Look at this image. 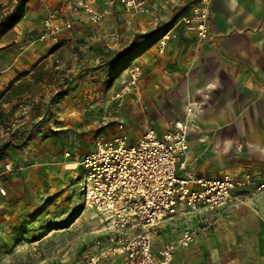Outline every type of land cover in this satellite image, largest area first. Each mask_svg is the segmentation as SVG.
<instances>
[{"label": "rangeland", "instance_id": "rangeland-1", "mask_svg": "<svg viewBox=\"0 0 264 264\" xmlns=\"http://www.w3.org/2000/svg\"><path fill=\"white\" fill-rule=\"evenodd\" d=\"M14 1L1 0L10 9ZM66 1L40 0L47 8L42 12L41 34L47 14L54 12L60 17ZM88 1L98 7L109 6L105 22L97 26L104 28L107 36L93 38V34L86 33H95L96 29L78 21L67 31L68 38L63 32L56 42L41 41L53 43L48 50L52 55L47 52L27 70L18 72L14 80H0L2 92L16 79V84L26 83L33 72L43 76V82L31 85L22 97L0 104V113L7 114L0 119V145L16 131L28 134L23 145L0 151V185L6 190V196L0 195V264H73L83 247L97 241L102 225L85 208L81 171L79 167L65 171L62 157L76 147L83 156L93 139H110L126 130L127 139L135 142L152 127L147 124L144 130L141 126L149 111L144 97L146 86L163 77L159 72L163 65L169 69L168 74L182 72L175 64H167L168 59L175 63L189 59L194 42L186 36L188 29L182 23L173 28L189 14L192 2L168 4L164 12L134 25V21L128 23L119 4L109 5L113 0ZM66 18L70 19L62 17ZM150 33L155 36L145 47L122 65L112 66L117 54L126 50L137 35ZM163 35L171 41L170 48L167 50L166 44L167 51L161 54L155 48L144 63L145 53L156 47ZM8 36L9 40L14 37ZM5 48H0V54L7 51ZM60 91L66 93L56 95ZM160 95L151 99L158 101ZM5 165H10L11 173L3 171Z\"/></svg>", "mask_w": 264, "mask_h": 264}, {"label": "crops", "instance_id": "crops-1", "mask_svg": "<svg viewBox=\"0 0 264 264\" xmlns=\"http://www.w3.org/2000/svg\"><path fill=\"white\" fill-rule=\"evenodd\" d=\"M192 1L155 2L150 13L136 18L133 24H142L143 19L164 12L168 4L190 5ZM43 6L40 0H31L21 21L1 37L0 48L6 46L7 51L0 54V80H14L18 72L27 70L28 65H34L47 52L52 55L48 50L53 43L41 42L39 38L42 12L47 10ZM211 11V41L199 43L195 34L186 30V36L194 42L189 59L182 58L177 63L168 59L167 63L175 64L182 72L168 74L169 69L163 65L161 70L158 68L163 77L146 86L144 97L149 111L141 126L146 130L147 124H151L150 129L161 137L174 121L186 117V105L194 104L186 169L210 180L242 172L261 179L264 177V0H212ZM93 28L95 33H86L93 34V38L108 34L102 27ZM68 33L63 36L68 38ZM8 34H13L12 40ZM170 46L168 41L166 49ZM155 48L157 44L145 53L144 63ZM170 81L174 83L168 85ZM156 95L160 98L153 101L151 98ZM93 143L94 139L83 155L93 149ZM78 148L69 152L71 157H62L65 171H73L68 164L83 157ZM187 228L197 229V235L187 248L176 250L171 264H264V192L254 196L234 192L226 204L212 213L199 211L165 219L156 228L153 252L157 253ZM89 246L83 247L79 254ZM112 264H121V260Z\"/></svg>", "mask_w": 264, "mask_h": 264}, {"label": "built area", "instance_id": "built-area-1", "mask_svg": "<svg viewBox=\"0 0 264 264\" xmlns=\"http://www.w3.org/2000/svg\"><path fill=\"white\" fill-rule=\"evenodd\" d=\"M159 1L162 0H113L109 5L119 4L131 23L147 15L152 4ZM211 3L212 0H193L189 14L179 21L199 41H211ZM108 7H98L88 0H67L60 17L54 12L47 14L40 40L56 42L59 35L81 20L93 27L101 26ZM64 16L70 19H62ZM167 40L163 35L157 42L160 54ZM193 109L189 105L186 117L174 121L161 137L153 129L146 130L135 142H130L124 133L110 139L98 137L90 152L68 164L70 170L80 168L85 208L102 225L100 237L81 251L74 264H112L116 260L121 264H171L176 250L192 244L198 230L184 229L155 253L153 237L162 221L178 214L212 213L234 192L250 196L264 192V177L257 179L249 172L210 180L186 169ZM64 156L71 157L69 152ZM3 171L11 173L12 169L5 165ZM0 195L6 196L1 185Z\"/></svg>", "mask_w": 264, "mask_h": 264}, {"label": "trees", "instance_id": "trees-1", "mask_svg": "<svg viewBox=\"0 0 264 264\" xmlns=\"http://www.w3.org/2000/svg\"><path fill=\"white\" fill-rule=\"evenodd\" d=\"M28 2L29 0H15L13 7L10 9L0 0V39L6 32L12 30L21 20L24 13V8ZM154 36L155 35L152 33L147 35H137L126 50L117 54L115 58V64L112 66L116 68L119 65H122V63L130 59L138 51V49L145 47L146 42L148 43L151 41ZM18 81L19 79H16L15 81L9 83V86L0 92L1 105L9 104L15 98H20L24 93H28L27 89L29 90L31 85L43 82V76L39 73L33 72L30 75V80L26 83L19 82L16 84ZM65 93L66 91H60L56 95L60 96L64 95ZM11 113L12 111H10L8 114ZM4 116L7 117V114L0 113V119ZM34 128L29 133L33 132L35 130ZM27 140L28 134H22L21 132L16 131L10 134L9 138L6 139L2 145H0V151L2 149H6L8 146L18 147L23 145Z\"/></svg>", "mask_w": 264, "mask_h": 264}]
</instances>
